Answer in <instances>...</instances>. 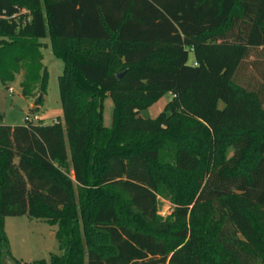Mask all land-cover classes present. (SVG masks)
<instances>
[{
	"label": "trees",
	"instance_id": "1",
	"mask_svg": "<svg viewBox=\"0 0 264 264\" xmlns=\"http://www.w3.org/2000/svg\"><path fill=\"white\" fill-rule=\"evenodd\" d=\"M48 38L63 63L62 118L0 125V264H211L187 228L205 207L223 264H264L263 103L233 81L264 50V0H0V82L22 73L35 110ZM164 93L165 111L141 119ZM166 168L193 178L163 221L156 178ZM23 216L56 228L48 262L12 257L5 220Z\"/></svg>",
	"mask_w": 264,
	"mask_h": 264
},
{
	"label": "rangeland",
	"instance_id": "2",
	"mask_svg": "<svg viewBox=\"0 0 264 264\" xmlns=\"http://www.w3.org/2000/svg\"><path fill=\"white\" fill-rule=\"evenodd\" d=\"M22 13L27 14L26 9ZM42 44V65L47 73V87L43 96L42 105L37 110H32L35 99L39 97L35 92L33 97L26 98L21 94L19 84L22 81V73L15 76L12 83L3 86L0 82V125L22 126L26 117L33 123V117L38 116L44 125H51L56 119L62 118V108L59 96L58 77L62 74L63 63L56 59L51 51L50 39L40 41ZM194 61L192 53H188V65ZM234 83L241 88L258 94L262 100L264 110V50L251 51L244 59L233 79ZM12 91L11 93L9 91ZM38 95V96H37ZM173 99L170 93H164L150 106L139 111V117L144 120H154ZM102 124L106 129L113 127V103L109 97H105L102 102ZM263 136L255 135V143H259ZM151 142L145 141V144ZM173 143H163L164 156L172 151ZM249 156L253 157L254 154ZM193 178L191 174H180L174 169L166 168L162 170L156 178L158 189L157 216L165 221L171 217L176 205L173 200H180L189 197L190 182ZM193 203L189 206V210ZM195 220L193 224L187 218V228H197L202 238L207 243L211 264H223V256L219 254L216 245L213 243L209 224L208 208H197L193 214ZM55 227H50L43 221L30 219L26 216L7 218L5 234L9 242V249L12 257L22 263H33L43 260L49 261L51 254H59L58 245L55 239ZM4 264H15L12 260H5Z\"/></svg>",
	"mask_w": 264,
	"mask_h": 264
},
{
	"label": "built area",
	"instance_id": "3",
	"mask_svg": "<svg viewBox=\"0 0 264 264\" xmlns=\"http://www.w3.org/2000/svg\"><path fill=\"white\" fill-rule=\"evenodd\" d=\"M9 92L11 93L12 91L10 90ZM33 120H34L35 122H37V121L39 120V118H37V117H33ZM25 122L30 123V122H32V120H31L30 118L26 117Z\"/></svg>",
	"mask_w": 264,
	"mask_h": 264
},
{
	"label": "crops",
	"instance_id": "4",
	"mask_svg": "<svg viewBox=\"0 0 264 264\" xmlns=\"http://www.w3.org/2000/svg\"><path fill=\"white\" fill-rule=\"evenodd\" d=\"M35 109H36V107L33 106V107H32V110H35ZM35 117L39 118V120H40V117H38V116H35ZM5 225H6V220H5Z\"/></svg>",
	"mask_w": 264,
	"mask_h": 264
},
{
	"label": "water",
	"instance_id": "5",
	"mask_svg": "<svg viewBox=\"0 0 264 264\" xmlns=\"http://www.w3.org/2000/svg\"><path fill=\"white\" fill-rule=\"evenodd\" d=\"M121 75L117 76V79H120Z\"/></svg>",
	"mask_w": 264,
	"mask_h": 264
}]
</instances>
